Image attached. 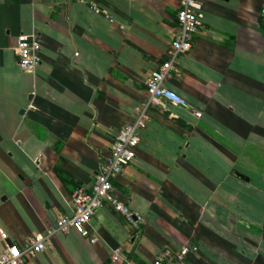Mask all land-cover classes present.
<instances>
[{"label": "crops", "instance_id": "1", "mask_svg": "<svg viewBox=\"0 0 264 264\" xmlns=\"http://www.w3.org/2000/svg\"><path fill=\"white\" fill-rule=\"evenodd\" d=\"M179 8L180 0H0V252L73 214L74 193L91 188L147 99ZM203 10L193 48L166 81L188 106L152 107L136 157L114 180L144 223L136 228L105 203L89 225L95 242L56 231L24 264H110L118 247L117 264H154L188 244L198 251L169 264H264V0H203ZM23 33L40 44L34 72L19 65Z\"/></svg>", "mask_w": 264, "mask_h": 264}, {"label": "built area", "instance_id": "2", "mask_svg": "<svg viewBox=\"0 0 264 264\" xmlns=\"http://www.w3.org/2000/svg\"><path fill=\"white\" fill-rule=\"evenodd\" d=\"M204 16L203 0H180L179 28L170 43L167 58L152 70L146 82L147 99L138 108L135 118L118 130L111 153L100 166L91 188H80L74 193L73 214L61 215L56 227L50 230L48 236L56 231L66 232L74 228L84 236L90 235L95 242L97 237L92 234L89 225L97 209L105 203L112 204L115 210L123 214L136 228L144 223V217L115 194L114 180L136 157L141 133L149 125L151 108L166 104L188 106L187 100L171 89L166 81L171 77L180 56L193 48L194 36L202 27ZM16 52L22 70L34 72L38 68L41 62L40 44L34 36L24 33L19 35ZM196 115L201 117L202 113L196 112ZM2 237L6 240L7 234L4 233ZM46 237L32 236L24 248L15 244L7 245L0 252V264H24L33 253L46 249ZM198 249V246L189 244L180 250L164 249L155 259L154 264H169L172 260L183 262L190 252H196ZM122 259V247L115 248L111 254L110 264H117Z\"/></svg>", "mask_w": 264, "mask_h": 264}, {"label": "water", "instance_id": "3", "mask_svg": "<svg viewBox=\"0 0 264 264\" xmlns=\"http://www.w3.org/2000/svg\"><path fill=\"white\" fill-rule=\"evenodd\" d=\"M237 175H239L240 177H242V178H246V176L245 175H243V174H241V173H239V172H235Z\"/></svg>", "mask_w": 264, "mask_h": 264}, {"label": "trees", "instance_id": "4", "mask_svg": "<svg viewBox=\"0 0 264 264\" xmlns=\"http://www.w3.org/2000/svg\"><path fill=\"white\" fill-rule=\"evenodd\" d=\"M262 21H263V19H262Z\"/></svg>", "mask_w": 264, "mask_h": 264}]
</instances>
